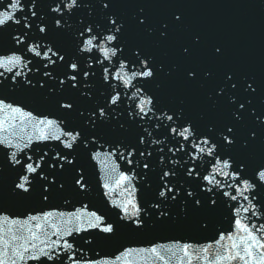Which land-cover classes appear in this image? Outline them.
<instances>
[{
  "label": "snow or ice",
  "instance_id": "obj_1",
  "mask_svg": "<svg viewBox=\"0 0 264 264\" xmlns=\"http://www.w3.org/2000/svg\"><path fill=\"white\" fill-rule=\"evenodd\" d=\"M157 7L169 10L157 17ZM125 8L123 0H0V264H137L132 257L142 254L143 264H264V222L256 223L264 215V135L258 136L264 108L255 104L256 77L229 69L218 80L212 67L196 62L218 61L226 49L219 41L207 46L202 34L190 31L184 5L149 0L130 15ZM132 30L157 44L190 32L177 44L184 62L132 42ZM206 83L209 112L226 111L230 118H194L183 97L166 102L171 88L204 89ZM46 84L42 103L55 98L52 111L3 94L5 88L39 92ZM249 120L253 127L244 136L240 126ZM53 141L51 154L39 147ZM78 148L99 166V194L115 219L83 201L70 211L51 206L54 195L68 191L65 174L75 196L91 191ZM141 191H150L151 200L142 203ZM178 200L185 213L226 205L230 228L198 247L177 241L112 254L93 250L121 228L142 230L145 217L173 219L169 202ZM5 201L34 206L12 214ZM64 204L71 207L72 200L65 196Z\"/></svg>",
  "mask_w": 264,
  "mask_h": 264
},
{
  "label": "water",
  "instance_id": "obj_2",
  "mask_svg": "<svg viewBox=\"0 0 264 264\" xmlns=\"http://www.w3.org/2000/svg\"><path fill=\"white\" fill-rule=\"evenodd\" d=\"M34 71L35 70H33V72ZM29 75H33V73H30ZM47 86L48 85L46 84L45 89L40 90L39 92L35 90H27L26 88H17L15 91L11 90L10 88H5L3 89V94L8 96L10 99H16L28 103L30 108L36 107L40 111H52L55 107V98H51V103H42L43 97L41 93L46 92ZM38 87L39 86L37 85V88ZM53 87L55 86L53 85ZM84 106L86 105L82 103L81 107ZM77 122L78 121L73 118V123ZM104 131L108 132L109 135L112 136L110 129H105ZM132 135H134V130L127 137H125V139H131ZM57 143L58 142L53 141L49 142L47 147H44V145H40L39 147L51 154L56 150L55 146ZM77 157L78 163L85 169L91 191L87 196H75L71 192V185L73 183L71 176L65 174L62 179H64L66 182V188L68 191L63 194L54 195L51 199V206H58L61 210L70 211L75 207L80 206L78 203L79 201H83L89 204L90 210H99L100 213L105 214L106 219H115L113 210L110 206H106V200L99 194L103 191V189H98L97 187V181L101 174L99 166L96 165L95 161L90 162L89 154L85 153L82 149H77ZM2 159L3 157L0 155V160ZM153 168L155 171L150 173L149 182L152 184L154 189L157 183L156 173L159 172L158 160L154 162ZM3 177L5 182L11 178V173L6 168L3 171ZM185 187L187 188L188 186L185 185ZM137 195L138 199H141L142 203H146L151 200L150 191H141L138 192ZM65 196L72 200L71 207L64 204ZM33 199H35V197ZM33 206V201L4 202V207L9 213L12 214H23ZM182 209L183 205L179 200L174 204L169 202L168 210L173 219L156 221L154 219L145 217L148 223L147 226L142 230L138 232H132L130 230L121 228L118 230L116 236L112 238V240L107 242L97 240L92 246L93 250L102 254H112L115 253L117 249L122 247L140 248L151 247L154 244L171 245L177 241H179L181 244L190 243L195 247H198L212 243L213 238L216 237L220 231L230 228L228 208L222 203L212 213H208L206 211L196 213L191 211V209L185 213ZM148 211L153 212L156 210L149 208ZM205 225H207V227H205ZM86 235L87 234L85 233H81V236ZM76 243L78 245L82 244V241L79 237L76 238ZM132 260L137 262V264H143V254L141 256H133ZM197 264H199V262H197Z\"/></svg>",
  "mask_w": 264,
  "mask_h": 264
}]
</instances>
